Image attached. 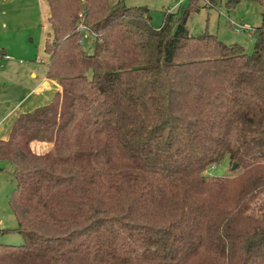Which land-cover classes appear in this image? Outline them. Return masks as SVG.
Listing matches in <instances>:
<instances>
[{"label": "trees", "instance_id": "obj_1", "mask_svg": "<svg viewBox=\"0 0 264 264\" xmlns=\"http://www.w3.org/2000/svg\"><path fill=\"white\" fill-rule=\"evenodd\" d=\"M45 1L60 88L0 139V231L23 239L0 264H264V15L247 53L189 33L197 0L159 27L124 0ZM225 158L236 174H207Z\"/></svg>", "mask_w": 264, "mask_h": 264}, {"label": "rangeland", "instance_id": "obj_2", "mask_svg": "<svg viewBox=\"0 0 264 264\" xmlns=\"http://www.w3.org/2000/svg\"><path fill=\"white\" fill-rule=\"evenodd\" d=\"M118 0H110L111 4ZM190 0H124L126 5H142L149 9L151 22L161 26L166 12L181 11ZM186 20L190 34L209 33L225 44L238 43L244 51L253 50L252 29L261 26L264 3L257 0H197ZM49 31L45 0H0V47L8 58L0 60V138L7 136L10 124L19 112L51 101L56 86L43 85L48 69L49 55L44 50ZM87 47L86 40L83 43ZM35 74V76L33 75ZM91 76V71L86 73ZM34 87V88H33ZM13 110V111H11ZM11 111V112H10ZM49 145L41 144L39 150ZM11 163L0 161V229L17 227V220L10 208L9 197L15 187ZM225 158L208 168L207 174L228 177L236 174ZM264 195V193L262 194ZM23 243L17 231H0V244L19 246Z\"/></svg>", "mask_w": 264, "mask_h": 264}, {"label": "crops", "instance_id": "obj_3", "mask_svg": "<svg viewBox=\"0 0 264 264\" xmlns=\"http://www.w3.org/2000/svg\"><path fill=\"white\" fill-rule=\"evenodd\" d=\"M48 32V31H47ZM0 48H2V47H0ZM4 49V48H3ZM5 54L7 55V56H9L10 57V54H7V52H5ZM46 74H47V72H46ZM34 76H35V74H33ZM45 80H44V78L42 77V80H43V85H45V86H48L49 85V83H54V86H56V90H55V92L60 88V86H59V84L55 81V80H52V79H50V78H48L46 75H45ZM34 88V87H33ZM37 107V106H36ZM35 108V107H34ZM33 108V109H34ZM11 111H13V110H11ZM10 111V112H11ZM23 112V111H22ZM25 112V111H24ZM13 122V121H12ZM11 125H12V123L10 124V127H9V130H10V128H11ZM7 133H9L8 131H7ZM8 135V134H7ZM7 137V136H6ZM6 137H2V138H0V139H4V138H6ZM41 144H43V143H35V144H33L32 145V149L33 150H35L36 152H43V151H41V150H39V147L41 146Z\"/></svg>", "mask_w": 264, "mask_h": 264}, {"label": "water", "instance_id": "obj_4", "mask_svg": "<svg viewBox=\"0 0 264 264\" xmlns=\"http://www.w3.org/2000/svg\"><path fill=\"white\" fill-rule=\"evenodd\" d=\"M236 166V164L234 163L233 165H232V167L234 168Z\"/></svg>", "mask_w": 264, "mask_h": 264}, {"label": "built area", "instance_id": "obj_5", "mask_svg": "<svg viewBox=\"0 0 264 264\" xmlns=\"http://www.w3.org/2000/svg\"><path fill=\"white\" fill-rule=\"evenodd\" d=\"M81 28H84V26H81ZM7 58H8V56H7Z\"/></svg>", "mask_w": 264, "mask_h": 264}]
</instances>
